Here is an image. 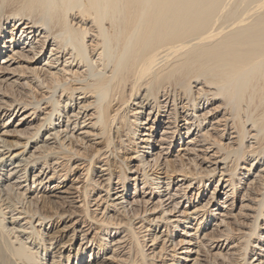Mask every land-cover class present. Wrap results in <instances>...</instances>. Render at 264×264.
I'll use <instances>...</instances> for the list:
<instances>
[{
    "label": "bare ground",
    "instance_id": "1",
    "mask_svg": "<svg viewBox=\"0 0 264 264\" xmlns=\"http://www.w3.org/2000/svg\"><path fill=\"white\" fill-rule=\"evenodd\" d=\"M223 1L0 0V130L11 128L2 133L25 139L23 151L12 160H1L3 152L0 154V264H45L39 255L47 251L45 240L31 220L35 215L38 222L62 216L65 211L58 212L55 205L83 214L86 233L94 230L93 225L103 227L109 235V227L123 229L126 235L121 238L126 240L117 241L126 244L117 246L112 254L124 259L115 264H155L152 261L167 256L171 264H181L188 260L175 255L189 253L194 254L191 264H240L238 258L245 257L249 244L252 259L256 257L252 264H264V0H253V7L252 0L247 1L246 7L252 8H246L242 16L237 12L240 17L224 27L218 19L227 8ZM230 10L231 6L227 14ZM73 67L86 70L73 72ZM244 98L247 108L252 106L245 115L239 108ZM134 99L137 109L131 121L127 107ZM39 112L44 114L41 119ZM13 116H18L17 124H7ZM144 125L150 134L160 135L156 148L150 146L151 140H144L159 150L150 153L153 166L143 155L136 160L138 165L128 181L138 182V190L134 188L133 196L127 197L126 172L130 168L115 161L113 154L119 153L117 146L122 147L124 134L131 136L127 147L135 145L133 137ZM73 143H81L82 151L75 152ZM0 144L9 153L20 143L0 137ZM177 144V152L183 155L176 156L181 164L175 172L198 176L197 196L203 197L205 182L218 177L210 196L203 204L193 205L191 213L187 210L196 199L186 200L191 184L179 186L175 192L180 195L158 199L151 208L148 202L161 196L139 190V180L144 188L154 185L146 172L140 174L143 167L157 170L164 163L171 168L176 162L168 159L170 150ZM127 147L121 150L126 153ZM89 148L93 151L87 154ZM76 160H82L85 168L78 170L80 177L68 186L65 176L77 168L70 163ZM111 160L117 164L116 174ZM96 163L101 164L98 174L93 173ZM27 173L32 185L36 184L28 202L33 210L25 211L29 222L17 227L19 218H6L1 202L7 200L10 207L23 205L29 188L18 189ZM112 178L117 179L118 187H111ZM55 179L59 180L53 184ZM79 183L80 189L76 187ZM89 186L104 191L106 198L98 202L107 204L110 199V207L115 201L125 203L118 214L121 220L91 217ZM80 198V205L75 206ZM182 200L190 205L180 206L182 210L175 213L184 218L193 214L202 226L195 228L196 233L186 234L193 244L184 240L173 243L170 233L157 235L156 223L169 220L163 215L174 213ZM215 203L211 210L209 205ZM157 209L162 216L155 221L144 216ZM136 219L147 226L136 230ZM168 225L166 222V229ZM142 229L147 234L140 236ZM146 236L152 243H161L157 254H145ZM88 241L95 242L94 246H81L74 254L75 264L107 261L101 257L96 231ZM82 255L88 256L78 261Z\"/></svg>",
    "mask_w": 264,
    "mask_h": 264
},
{
    "label": "rangeland",
    "instance_id": "2",
    "mask_svg": "<svg viewBox=\"0 0 264 264\" xmlns=\"http://www.w3.org/2000/svg\"><path fill=\"white\" fill-rule=\"evenodd\" d=\"M243 1H246V2L243 3ZM247 1L249 2L250 0H241V1L238 0L239 4L243 3L245 5V6L243 5L244 6V8H242L243 10H241V5L242 4H240V5L238 4L239 6L237 5V0H231V4L229 3L230 0H229V2H228V0H224L223 1V4H226L228 9L231 6V10H230L231 12L230 13H232V14H230V13L227 14V12H226L227 8H226L225 12L222 11V13H220L218 15L219 21L223 22V24H222L223 27L226 26V25L228 26L229 23L231 24L232 20L234 19V17H240L241 12L243 14V12H244V10H246V8L249 9L250 6L253 7V5H254L253 0H252V2H249L250 3L249 7H246V4L248 3ZM249 3L247 5H249ZM252 7H250V8H252ZM236 9H238V10H236ZM237 12L238 13L240 12V14H238ZM236 14H238V15H236ZM242 14H241V16H242ZM225 17L230 19V21L228 22V20L225 19ZM253 17H254V15H253ZM253 17L251 15V20L253 19ZM255 17H256V15H255ZM221 18H222V20L223 19L226 20V24H225V20L221 21ZM235 19H237V18H235ZM219 21L217 20V22H219ZM220 22H219V25H221ZM0 24H2V22H0ZM0 29H1V25H0ZM7 30H11V26L7 25ZM70 61L71 60H69V63H70ZM74 64H75V62L72 64V66H74ZM63 65L64 64H62V66ZM77 69H78V67H76V68L73 67L72 71L73 72L74 71H79V72L82 71L83 72L84 70H86L85 67L81 68L80 70H77ZM70 75H71V73H68V75H66L67 82L69 81V79L71 77ZM57 95H58V92L55 93L56 99H58ZM48 96L49 95H45V97H48ZM60 99H58V100L60 101ZM246 100L247 99L244 98V100L242 101V103H240V106H239V108H241L240 109V113H243L244 115L246 113H248L249 111H251V109H252V106L247 108V104H248L247 101L248 100L247 101ZM137 101L138 100H136V99L131 100V102L129 103V105L127 107V113H128L127 116L129 117V119L131 121H133V119H134L133 117L135 116V112H134L135 110L134 109H137L136 108ZM42 107H46V105L45 104H41V108ZM48 111H49V109L46 110L44 113H47ZM39 114H40L39 115L40 119L44 117L43 116L44 114L42 115L41 112H39ZM17 118H18V116H13L7 122V124H9V123L17 124L16 123L17 122ZM141 128L142 129H140V132H138V131L136 132L139 135L136 134L133 137V141H134L135 145L129 144V146L127 147V145H128L127 139H128V137H131V136H128V135L125 136V134H124V136H122L121 139H120L122 147H120V145L117 146V148L118 147L120 148L119 153H118V151H114V154H113V156H116L115 157L116 158L115 161H119V162L123 161L125 164L129 165L128 169L130 168L129 171L126 172V178H127L126 179V185H127L126 189L129 190V192L127 194V197L128 196H133L131 193L134 190V188H135V190L136 189L138 190V182L135 185L132 180L128 181L130 179V177H133L134 174L132 172L135 169V166L138 165V162L136 160H139L141 158V156L143 155L145 159L149 160L150 165L153 166L154 161L151 162L153 157H150V153L152 152V150H154L157 147L158 142H156V141L160 137L159 134H157V135L156 134H150V132H148L147 129H146V128H148V125H144ZM143 128H145V130ZM7 129L10 130L11 128H5V129L0 130L1 139H4V140H6L8 142L19 141L20 144L17 147L11 148L9 153H6V151H4V148L0 147V154L3 152V156H2L1 160H4L6 157H8L9 160H12L14 155L20 154L23 151V148H21V147H22V143H25V139H23V137H15V136H13V135H11L9 133L8 134H3L2 132L6 131ZM143 133H145V134L149 133L150 137L147 136V135L144 136ZM39 136H40V134H39ZM137 138H139V139H137ZM146 139L151 140V143H149V144H150V146H155V148L153 147V149H152V147L150 148V146H147L145 141H144ZM141 140H143V141H141ZM93 141L100 142V141H98L96 139L95 140L91 139V142H93ZM117 142H119V140ZM29 143H30V141L28 142V144L26 145V149H24V150L28 149ZM0 146H2V144H0ZM80 147H82L81 143H73L72 148H73V150L75 152H77L78 150L82 151V149H80ZM101 147H102V145L97 146V148H99V149ZM123 147H127V152L126 153H124L125 149L121 150V149H123ZM178 149L179 148H178V144H177V145H175L173 147V149L170 150L171 154H170V157L168 159L171 160V161L175 160V162H176V163L173 164V166L171 168L167 169L166 165L163 163L164 161H161V159H160L159 161L161 163H163V164L161 166H159V168H157V170H155V167H153V168L151 167L150 168V167H148V165H145L143 167L144 171L142 169V171L140 173V174H143V172H146L147 179L150 180V182L154 184L152 187L153 188L159 187V188H155V189H152V187H149V188L145 187L144 188L143 185L141 184L142 183L141 180H139V190L145 191V192L146 191L153 192V194L158 195L159 197L161 196L160 198L154 197L152 200H150V202H148L149 203L148 204L149 208H151L152 205H154L158 199H161V200L164 201L168 196H170V195L172 196V194L180 195L178 192H175V190L179 186L183 187V186H186L188 184H191L190 187L188 188V191L189 190H191V191L187 194V199H186V200H188V199H192V198L195 199L196 198L195 201H194L195 203L191 204V206L187 210L188 213H191L193 211V208H194L193 205H197L198 203L203 204L205 202V200L210 196V193L213 190V188H215L214 185L216 184V180L218 179V177H215V180L211 179L209 182H205V183H207V185H205V188H204L205 191L203 193L204 194L203 197H202V195L197 196L198 191H196L194 189L198 187V183H196L198 176L197 177L196 176L192 177L190 174L179 175V173L175 172V170H177L178 166L181 164L180 160L177 159V158H179L178 155L180 153V152H177ZM158 150L159 149H155V151H153L151 154L156 153ZM92 151L93 150L91 148H89V152L87 154H90ZM137 155H139L138 158L134 160V158H136ZM181 155H183V154L180 153L179 156H181ZM176 156H177V158H176ZM229 157H230V159L234 158L233 155H230ZM229 157H228L227 161L230 160ZM186 159H187V157H184L183 162H186ZM76 161L75 162L72 161L75 164H72V162H70V163H71V167L77 166V168L76 169H72V171L65 176L64 183L67 184L68 186L70 185V181L71 180L75 181L78 177H80L81 172L78 171V170H80L81 168H85L84 167L85 164L81 165L82 160H80V161L76 160ZM115 161L111 160V164H112L111 167H112L113 170H115V174H116V172H118V169H116L117 164H116ZM100 165L101 164H99V163L95 164V166L93 167V173H95V174L97 173L98 174V168L97 167H100ZM40 166L41 165H39V167ZM62 173H64V172H62ZM28 174L29 173H27V176L24 179H22V180H25V181L20 183V187L18 189V191L22 192L26 188H29V191H25L24 192L23 205L17 204L16 207H12V206L10 207V204L7 203L8 202L7 200L4 201V202H1L2 208H4V212L6 213V218H8L10 216L19 218L18 220H19L20 223L15 225L17 227L20 226V225L21 226H25V224L27 222H29V220L27 218L28 214L25 213V211H27L28 208H29V210H33L32 205H30L29 203H30V198L32 197L31 192L34 190V187L36 186V184L32 185L31 176L28 175ZM56 178H58V176ZM140 178H141V176H139V179ZM57 180H59V179L53 180V184H55L54 181H57ZM78 180H81V178H79ZM112 182H111V187H118L119 186V185L115 186V183L117 182V179L112 178ZM166 183L169 184V186L165 185ZM50 185H52V183ZM81 185L82 184L79 183V184L76 185V187H78V189H80ZM140 188H142V189H140ZM166 188H168V189H166ZM90 189H91V187H90ZM91 190L92 191H90V193H89V202H90L89 210H90V212H92L91 213V217H93V218L95 217L94 220H97V219L102 220V218H105V216L106 217L111 216V218H114L115 220H117V219L121 220V217L118 214L122 213L121 206L122 205L124 206L125 203H121V205H118V203H120L121 201L120 202L119 201H115L114 202L115 205H113L114 207H110L109 206V205H111L110 199L109 200L107 199V204H105L104 201L103 202H98L99 198H102V199L106 198L104 191H100V190H98V188H94V187ZM166 193H169V194L167 195ZM2 199H4V197ZM126 199L128 201L130 200L128 198H126ZM178 200H179V198H176L175 201H178ZM81 201H82V198L78 199L76 204H75V206H79ZM97 202H98L99 206L95 205ZM167 203L168 202H166L165 204H167ZM188 205H190V203L183 202V200H182L181 203L179 204V206L174 211V213H172L174 216L172 214L168 215V213H165L163 215V217L167 218L169 220H166V221L162 220V222H159V223L157 222L156 223V225H157V227L159 229V233L157 235L159 236L161 233H163V234L164 233H168V234L170 233L171 237L169 238V240L170 241L172 240L173 243H178V241L184 240L185 242H189L190 241V244H193L194 241H192V240H190V238L186 237V234L188 232L196 233L195 228L198 226L197 227V230H198L199 228L202 227L200 224L198 225L197 217L194 216L193 214H188L187 218H184V217L178 216V214H180V212L179 213H175L178 210L179 211L182 210V208L180 209V206L181 207H185V206H188ZM214 205H216V203L209 205V208L212 210L214 208ZM106 206L109 207V208L105 209ZM54 207H56L58 209V212L62 213V212L65 211V213L62 216L53 217L51 219L41 220L40 222H38L36 220L37 215H35L32 218V220H31L32 226H34L38 231H40V233L42 234L43 240H45V246L47 248V251H46V253L41 251V253L39 254V255H41V257H42L43 261L45 262V264H53L54 262H60V264H75L76 261H77V258H76V256L74 254L76 253L77 250H79L81 248V246H82V248L85 247L86 249L89 246H91V245L94 246L93 243H95V242L92 243V242H89L88 240H90V238L92 237V235H93V233L95 231L97 232L98 240L100 241V244L102 245V247L100 249V250H103V253L101 254V257L105 258V259L108 258V260L103 262V264H115L116 261H118L119 259L120 260L122 258L124 259V257L121 256V255H119L121 258H118V257H116V255L112 254L113 251L117 249V246H124L126 244V243L119 244L118 241H117L118 239H121L120 241H122V242L124 240H126V238H124V239L121 238V237L126 235L125 231L122 232L123 229H111L112 227L111 228L109 227V229H107V230L111 231V234L109 235L108 231H106V230L103 231V229H104L103 227H100L99 229H97L96 226L93 225L92 229H94V230L91 233H90V231H89V233H86L84 231L87 229V227H86V225L84 223L85 220H84L83 214H81L76 209H70V208L69 209L68 208L61 209V208H58L57 205H55ZM113 209H115L114 210L115 212L113 211ZM159 210L160 209H157V210L153 211V213H150V212L146 213L144 216L148 215L149 219H154V221H155L157 217L162 216V213H158ZM116 211H118V212L116 213ZM194 217H195V219H193ZM141 218H144L143 215L141 216ZM172 220H177V221H173L172 222ZM178 221H181V222L178 223ZM166 222H168V224H169L168 225L169 227H167V229L165 228V223ZM29 226H30V224L27 227H29ZM144 226H147L146 223L142 222L140 219H136L134 221V228L136 230H138V228H140V227L142 228ZM190 228H193V230H195V231H193ZM149 229H152V228H149ZM115 230H120L119 232H121V234H119L118 236L117 235L114 236V231ZM144 230L145 229L141 230L140 236L147 234L146 232L144 233ZM27 231H29V229H27ZM83 234H85V236H87L88 239L84 238L85 236H82ZM196 235H199L200 237L202 236L200 234V232H197ZM161 238L163 240L165 238V236H162ZM191 238H193V237H191ZM144 239H145V244L147 246L146 248H144L145 254L150 255V253L152 251L154 252V254H157L159 252L161 243L157 244L158 241L152 243L151 241H149L150 239L148 238V236H146ZM167 246H169V243L167 244ZM184 247L192 248L191 246H187V245H184ZM170 249H171V247H169V250ZM181 250H183V249H181ZM181 250H179V251H181ZM59 252H60V254H57ZM168 253H169V255H172V252L168 251ZM252 254L253 253H250V244H249L247 249H246V251H245V257L244 258L239 257L238 258V262L240 264H252V262L256 258L255 257V258L252 259ZM67 255L70 256L69 257L70 258L69 261L66 258ZM72 255H73V261H72ZM87 256L88 255L80 256L78 261H82V260L86 259ZM178 256L179 257H186V259L188 260V261H184V263H181V264H191L192 262H190V260H192L194 258V254L193 253H189V256H185V254H176L175 258H178ZM164 257H166V256H164ZM169 259H171V257L167 256V258L165 260H163V259L162 260L166 261V260H169ZM163 261H161V259H159V261L155 260V261H152V262L155 263V264H162ZM218 262H220V260ZM118 264H120V263H118ZM164 264H171V261H166Z\"/></svg>",
    "mask_w": 264,
    "mask_h": 264
}]
</instances>
